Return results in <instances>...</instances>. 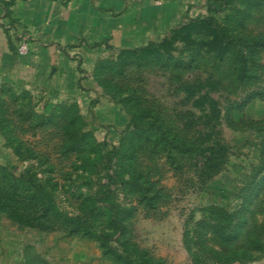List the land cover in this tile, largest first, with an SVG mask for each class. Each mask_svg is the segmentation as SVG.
<instances>
[{
    "label": "rangeland",
    "instance_id": "1",
    "mask_svg": "<svg viewBox=\"0 0 264 264\" xmlns=\"http://www.w3.org/2000/svg\"><path fill=\"white\" fill-rule=\"evenodd\" d=\"M94 2L181 15L75 83L0 80V264H264V0Z\"/></svg>",
    "mask_w": 264,
    "mask_h": 264
},
{
    "label": "crops",
    "instance_id": "2",
    "mask_svg": "<svg viewBox=\"0 0 264 264\" xmlns=\"http://www.w3.org/2000/svg\"><path fill=\"white\" fill-rule=\"evenodd\" d=\"M91 1L0 0V80L10 77L37 90L75 83L80 74L74 53L87 66L97 59L95 43L144 46L181 15L165 4L110 8Z\"/></svg>",
    "mask_w": 264,
    "mask_h": 264
},
{
    "label": "trees",
    "instance_id": "3",
    "mask_svg": "<svg viewBox=\"0 0 264 264\" xmlns=\"http://www.w3.org/2000/svg\"><path fill=\"white\" fill-rule=\"evenodd\" d=\"M166 141H167V139H166ZM174 145L182 151L195 152V150H194L195 148L186 146L182 143H177ZM262 183L264 185V179L262 180ZM233 226L234 225H232V222H231L230 224L223 225V226L222 225L217 226V227L214 226V229H215V231H217L221 235V237L223 239L231 241V240L236 239L239 236L240 231H241L240 226H235V227H233Z\"/></svg>",
    "mask_w": 264,
    "mask_h": 264
},
{
    "label": "built area",
    "instance_id": "4",
    "mask_svg": "<svg viewBox=\"0 0 264 264\" xmlns=\"http://www.w3.org/2000/svg\"><path fill=\"white\" fill-rule=\"evenodd\" d=\"M20 51L23 52V53L26 52V51H27V45H26V44L23 45V46L21 47Z\"/></svg>",
    "mask_w": 264,
    "mask_h": 264
}]
</instances>
